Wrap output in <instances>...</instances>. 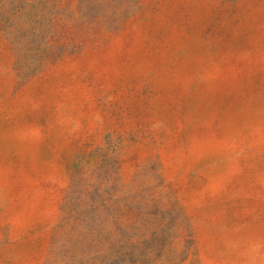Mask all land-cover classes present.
I'll return each mask as SVG.
<instances>
[{"label": "rangeland", "instance_id": "obj_1", "mask_svg": "<svg viewBox=\"0 0 264 264\" xmlns=\"http://www.w3.org/2000/svg\"><path fill=\"white\" fill-rule=\"evenodd\" d=\"M0 264H264V0H0Z\"/></svg>", "mask_w": 264, "mask_h": 264}]
</instances>
